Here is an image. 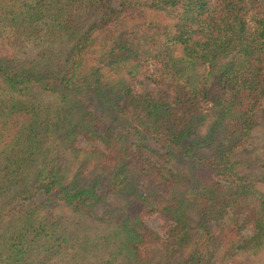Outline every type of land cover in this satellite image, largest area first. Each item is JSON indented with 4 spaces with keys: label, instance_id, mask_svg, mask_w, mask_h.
<instances>
[{
    "label": "trees",
    "instance_id": "1",
    "mask_svg": "<svg viewBox=\"0 0 264 264\" xmlns=\"http://www.w3.org/2000/svg\"><path fill=\"white\" fill-rule=\"evenodd\" d=\"M261 122L264 0H0V264H264Z\"/></svg>",
    "mask_w": 264,
    "mask_h": 264
},
{
    "label": "rangeland",
    "instance_id": "2",
    "mask_svg": "<svg viewBox=\"0 0 264 264\" xmlns=\"http://www.w3.org/2000/svg\"><path fill=\"white\" fill-rule=\"evenodd\" d=\"M34 49L33 45L30 44L27 45L24 49L26 52H32ZM205 131V125L198 128L197 133L199 135L203 134ZM63 160L60 161V165L62 167H65L67 172L69 173L71 171V167L73 166V163L70 160H73L72 158H65L62 157ZM236 158L240 160L248 161V165L240 168L239 172L240 174H247L250 177H258L261 175L264 171V168H260L259 163L264 162V122H261L258 124V126L254 129V132L251 136V139L249 140L248 146L245 148L244 152H241L236 155ZM88 171V170H87ZM113 205H122L123 201L117 202L112 201ZM148 224L155 230H158L157 226V220L149 218L147 219ZM49 264V263H48Z\"/></svg>",
    "mask_w": 264,
    "mask_h": 264
}]
</instances>
